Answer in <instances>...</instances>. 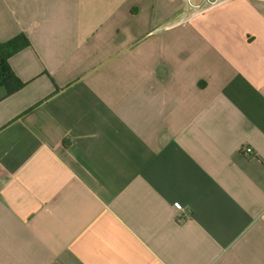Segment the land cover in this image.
Segmentation results:
<instances>
[{"label": "crops", "instance_id": "1", "mask_svg": "<svg viewBox=\"0 0 264 264\" xmlns=\"http://www.w3.org/2000/svg\"><path fill=\"white\" fill-rule=\"evenodd\" d=\"M183 13L0 0V264H264V0Z\"/></svg>", "mask_w": 264, "mask_h": 264}, {"label": "trees", "instance_id": "2", "mask_svg": "<svg viewBox=\"0 0 264 264\" xmlns=\"http://www.w3.org/2000/svg\"><path fill=\"white\" fill-rule=\"evenodd\" d=\"M27 46H29V41L22 34L4 43H0V101L12 95L23 86V83L11 71L8 59Z\"/></svg>", "mask_w": 264, "mask_h": 264}, {"label": "built area", "instance_id": "3", "mask_svg": "<svg viewBox=\"0 0 264 264\" xmlns=\"http://www.w3.org/2000/svg\"><path fill=\"white\" fill-rule=\"evenodd\" d=\"M184 4V13L179 18V23L191 21L215 8L221 7L234 0H182ZM245 156L253 155V151L249 147L242 149Z\"/></svg>", "mask_w": 264, "mask_h": 264}]
</instances>
